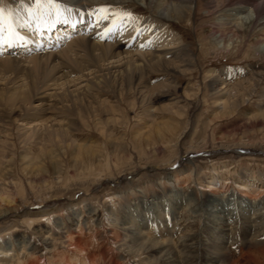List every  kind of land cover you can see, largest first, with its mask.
I'll use <instances>...</instances> for the list:
<instances>
[{"label":"rangeland","instance_id":"obj_1","mask_svg":"<svg viewBox=\"0 0 264 264\" xmlns=\"http://www.w3.org/2000/svg\"><path fill=\"white\" fill-rule=\"evenodd\" d=\"M201 1L192 4L183 22L171 21L172 30L184 39L195 60L186 71L172 76L156 72L132 81L121 67L106 70L104 66L93 75L95 79L91 75V89L83 88L86 82L79 83L75 73L68 77L74 85L65 83L75 60L87 57L82 47L69 45L79 34L84 36L78 28L62 39L54 51L57 57L25 56V47L18 49L19 56L0 52V210L5 205L19 210L0 219V264H162L149 262L147 254L136 250L127 253V233L121 225L135 202L167 196L173 189L202 201L215 192L207 187L213 172L227 179L231 191H249L233 182L239 174L264 178V52L252 46L251 32L229 34L225 43L231 45L217 46L205 31L226 10L221 4L209 13ZM0 6L19 9L20 0H0ZM80 11L76 12L80 16L90 12ZM17 21L14 18L16 32ZM70 50L72 59L65 54ZM98 74L101 82L96 81ZM209 75L229 76L226 98L218 99L214 91L225 85L213 90ZM19 89L28 91L27 98L19 95L7 102L8 93ZM165 124L173 133L165 132ZM235 145H247L249 154L221 148L231 150ZM195 151L189 162L187 154ZM180 161L187 167L178 177L183 180L170 182L169 174L176 171L171 167ZM137 169L134 177L129 175L118 185L100 183L102 178L114 181ZM94 179L101 186H93ZM192 216L182 209L176 219L177 234L168 242L175 244V236L189 222L198 226ZM164 230L162 226L149 233L161 240L157 236ZM236 234L240 240L241 232ZM70 239L75 246L70 247ZM50 242H55V248L49 247ZM229 249L235 264H264V234L256 246L244 247L240 240L238 245L229 244Z\"/></svg>","mask_w":264,"mask_h":264},{"label":"bare ground","instance_id":"obj_2","mask_svg":"<svg viewBox=\"0 0 264 264\" xmlns=\"http://www.w3.org/2000/svg\"><path fill=\"white\" fill-rule=\"evenodd\" d=\"M202 1L205 3L204 9H207L209 13H211L210 11L212 9L217 8V6L220 7L219 5L221 4L224 6L223 9L226 10L217 18V22L214 24L211 23L212 25L208 26L205 31V34L212 37L217 46L222 44L223 49L228 48L231 44L229 43L227 45L225 39L229 34L237 36L238 33L244 34L251 32L254 33L255 37L252 41V46L264 52V0ZM198 2L199 0H55V3L60 6L61 15L57 18L55 16V9H53L52 19L41 24L38 30L36 23L32 21L25 10L19 6V9L12 8L14 14L13 18L19 21H17V33L23 35L27 34L29 37L21 36L23 38L22 43H20L19 40H15L11 47H7V49L4 50L8 51L7 53L3 52L4 46H0V52L4 55L12 54L19 56L22 52L18 49L25 47V54H23L25 56L34 53L39 57H57L60 55L54 51L59 48L62 39L69 33H77L76 29L78 28V32L80 31L84 36L79 34L78 38L73 40L69 45L71 46L74 44L75 46V44H77L82 47V49L85 50L84 55L88 58H83L81 61L80 59L79 61L75 60L74 64L76 69L73 68V70L69 71L70 73L68 76H64L67 79L65 80L66 82L64 81L65 83L74 85L72 83L73 80H69L68 77L75 73L76 76L79 74V77L76 79L79 80V83L81 81L86 82L83 88L91 89L93 80L91 81L90 77L96 73L102 72L104 66L106 70L110 67H112L113 70L121 67L123 70H126V73L129 74L132 81H142L145 76L156 72L162 73L164 77L168 75L172 76L173 73L186 71L189 66L195 64V60L190 53L189 46L184 43V39L179 36V33L172 30L173 26L171 21L183 22L187 15L190 14L192 4H198ZM23 3L25 5L34 4L31 0H23ZM104 5L110 6L113 10L121 9L133 13V22L129 27L125 28L122 32L114 31L111 35H108L106 39L101 38L104 36L103 25L90 27L86 23L89 17L87 15L84 16L85 22H81L79 15L81 12L80 10H84L83 12H97L98 7ZM141 5H145L146 7L141 8ZM66 8H74L77 11L71 13L63 12ZM8 10L7 8L5 9V14H7ZM33 11H36L35 8H33ZM17 12H19L18 16H16ZM22 13L25 15L22 16ZM97 14L99 15V13ZM66 17L68 23L64 22ZM137 17L139 18L138 20L135 19ZM224 17L226 19H224ZM137 25L140 27L139 36H136L135 32L132 30ZM145 29L154 30L149 32L145 31ZM20 30L26 33H19ZM55 31H58V33ZM53 33H55L54 36H52ZM42 34H44V37H41ZM47 35V40L43 41ZM36 37L38 38L36 39ZM149 40L152 42L149 43ZM75 47L74 49H76ZM73 52V50H70V52H66L65 54H69L68 57L72 59L73 57L70 53L72 54ZM80 57L82 56L80 55ZM6 59L7 56L5 62L7 61ZM10 59L11 61L13 60L12 57ZM98 59L100 61H98ZM65 62L66 61H64V63ZM99 62L104 63L101 65L102 63L100 64ZM93 63H98V66H93ZM61 64L60 62V65ZM67 64L68 63H66V65ZM99 64L101 66H99ZM64 66H62V68ZM117 72L118 71H115L114 73ZM105 73L104 75H108V73ZM64 74L65 73H63V75ZM60 75L58 76L63 77L62 74ZM209 76L213 90L214 88L217 89L219 85H225L224 88L218 89L216 92L214 91V93L218 94L219 100H222L220 98H226V93L230 91H225L230 85L226 83V81L230 79L229 76L224 78H222V76ZM99 77L100 75L96 78V81H98ZM105 78L107 79V77ZM99 80L101 82V79ZM58 81L60 82V79ZM64 82L62 84L65 86L66 84ZM145 86L148 90L150 89L149 85L146 84ZM79 88L82 87L79 86ZM76 91L74 90V92ZM147 91L144 92L146 93ZM150 91L147 92V94L150 93ZM156 92L160 91L156 90ZM27 93L28 91L26 89L14 90L8 93L9 95H7L6 98L7 102L9 101L10 103L15 101L19 95L23 98H27ZM1 99H5V95H3ZM219 100L218 102H220ZM172 129L170 125H164V130H166L165 132H168V134L173 133ZM160 135L167 139V142H170L168 141L169 138L167 135L164 133ZM247 147V145H235L231 150L230 147L226 146H222L221 148L224 151H233L235 154H249V149ZM197 153L196 151L189 152L186 158L190 162L191 158L195 157ZM184 159L183 157V161ZM174 165L176 171L169 174L168 180L170 182L176 181L180 183L183 178L180 179L178 177L181 173L186 171L187 167L181 165V161L176 162ZM174 165H172L171 168H173ZM137 172L138 169L131 173L123 174L118 176L114 181L111 178H102L100 183H102L101 185H118L126 181L129 175L134 177ZM103 176L105 177L106 175ZM249 177L250 176L239 174L238 178L235 177L236 180L232 179L239 187L248 188L249 191L247 192L236 188L231 191L227 186V179L225 180V178L218 175L217 172H213L207 187H210V189L213 188L215 192L210 195L208 194L202 201L194 199L192 194L182 193L173 189L167 196L162 194V196H154L151 200L143 198L135 202L130 212L123 215L124 219L121 225L122 231L127 233L126 238H128V241L125 244L127 246V253L135 250L138 253H145L147 254L146 260L151 263L159 261L162 264H235L229 252V244L236 243L238 245V242L242 240L244 247L256 246L257 238H260V236L264 234V178L258 180L257 176ZM95 180L96 179H94L92 185L95 186L96 183L100 185L99 182ZM252 187L257 191L253 192ZM96 188L98 189L99 187ZM4 199L5 198H2V200ZM183 208L188 209V211L193 214L190 218L193 219L196 224L198 223V226L195 227V224L189 222L187 227L188 230L186 229L184 232L182 231L180 235L178 234L179 236H175V244L168 242V238L177 234L174 232L178 222L176 219L179 213L181 215ZM17 211L19 210L15 205H5V209L0 210V219H2L3 216H14ZM53 211L54 210H51L41 214V217H46V215L49 216ZM162 226H164L165 230L162 234L159 232L157 236L163 237L161 240L150 235L149 232L155 230L156 233ZM235 231L237 234L241 232V236L239 237L240 240L234 237L236 234ZM71 239L68 242L70 247L75 246V244L71 242ZM120 242H122V240H120ZM49 244V247L52 249L56 246L55 242H50ZM75 248L83 252L78 245ZM247 255L249 256V254ZM245 260L247 259L243 258V261ZM54 263L60 264L61 262Z\"/></svg>","mask_w":264,"mask_h":264},{"label":"snow or ice","instance_id":"obj_3","mask_svg":"<svg viewBox=\"0 0 264 264\" xmlns=\"http://www.w3.org/2000/svg\"><path fill=\"white\" fill-rule=\"evenodd\" d=\"M20 7L25 10L28 17L31 18L37 25V30L40 25L48 22L52 19L53 9H55V16L58 18L61 15L59 4L55 3V0H34L33 5H25L23 0H20ZM35 8V12L33 11ZM66 13L77 11L74 8H66ZM99 13V15L97 14ZM19 13H16L18 16ZM14 14L11 8H9L7 14H5L4 7L0 6V46L11 47L15 40H21L22 37L16 32L14 27ZM89 19L86 21L88 26L103 25L104 36L102 39H106L108 35H111L114 31L122 32L125 28L129 27L133 22V13L124 11L121 9L113 10L110 6H99L97 12H89L87 14ZM135 19H139L138 17ZM81 22L84 21V14L81 13ZM68 23L67 17L64 20ZM74 26V25H73ZM136 36L140 35V27L137 25L132 29ZM154 29H145V31H153ZM149 43L152 41L149 40ZM175 167V165H174Z\"/></svg>","mask_w":264,"mask_h":264}]
</instances>
